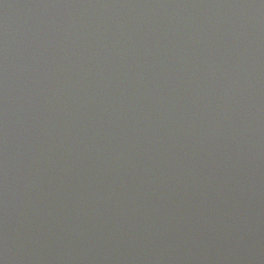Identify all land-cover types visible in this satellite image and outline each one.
Listing matches in <instances>:
<instances>
[{
	"label": "water",
	"instance_id": "obj_1",
	"mask_svg": "<svg viewBox=\"0 0 264 264\" xmlns=\"http://www.w3.org/2000/svg\"><path fill=\"white\" fill-rule=\"evenodd\" d=\"M0 264H264V0H0Z\"/></svg>",
	"mask_w": 264,
	"mask_h": 264
}]
</instances>
